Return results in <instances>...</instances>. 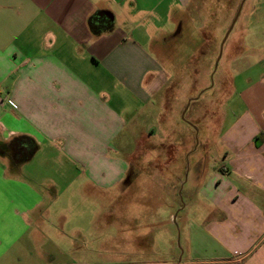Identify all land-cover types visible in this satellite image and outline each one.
<instances>
[{
	"label": "crops",
	"instance_id": "obj_1",
	"mask_svg": "<svg viewBox=\"0 0 264 264\" xmlns=\"http://www.w3.org/2000/svg\"><path fill=\"white\" fill-rule=\"evenodd\" d=\"M144 1L0 0V141L24 134L37 144L13 173L0 155V264H48L44 259L51 258L40 250L43 189L28 180L49 193L54 183L37 178V162L57 161L58 169L72 170V179L98 190L122 183L131 157L119 154L118 136L127 116L137 113L135 104L152 99L162 71L150 45L167 33L166 24L184 18L161 10L162 22L155 24L163 0L141 6ZM189 2L177 4L186 11ZM96 11L109 12L113 27L95 36L88 18ZM255 18L252 27L264 38V15ZM249 25H243L247 41ZM252 50L246 44L244 55ZM246 66L238 85L228 78L241 109L219 128L222 159L205 173L207 158L194 161L204 209L182 217L188 235L178 264H264V54Z\"/></svg>",
	"mask_w": 264,
	"mask_h": 264
},
{
	"label": "rangeland",
	"instance_id": "obj_2",
	"mask_svg": "<svg viewBox=\"0 0 264 264\" xmlns=\"http://www.w3.org/2000/svg\"><path fill=\"white\" fill-rule=\"evenodd\" d=\"M177 2L163 0L156 7L160 18L155 24L162 22L161 10L175 18L184 13L178 32L182 33L170 35L178 28L172 20L165 25L167 33L157 35L150 45L156 48L162 71L152 99L135 104L131 111L137 113L127 116L128 124L118 136L119 154L131 157L122 183L98 190L81 178L72 179V170L58 169L57 161L36 165L37 178H52L53 193L45 191L42 181L28 180L43 189L47 205L40 250L50 251L51 258L44 259L48 264L179 263L188 235L182 217L204 209L196 198L200 163L194 161L207 158L205 173L222 159L219 128L241 109L228 78L238 85L246 65L259 64L264 54L259 49L264 38L252 27L255 17L264 15V0H243L215 68L220 42L241 0H192L186 11ZM249 20L247 41L243 25ZM166 35L170 37L163 42ZM239 35L241 44L233 46ZM246 44L254 50L244 55ZM257 70L258 66L251 73ZM192 147L197 148L190 152Z\"/></svg>",
	"mask_w": 264,
	"mask_h": 264
},
{
	"label": "trees",
	"instance_id": "obj_3",
	"mask_svg": "<svg viewBox=\"0 0 264 264\" xmlns=\"http://www.w3.org/2000/svg\"><path fill=\"white\" fill-rule=\"evenodd\" d=\"M88 25L93 35H100L112 29L113 18L109 17L105 11H96L90 14ZM36 148L37 144L34 139L24 134L13 136L8 141H0V155L9 158L10 170L13 171H16L23 162L27 161L34 154Z\"/></svg>",
	"mask_w": 264,
	"mask_h": 264
},
{
	"label": "water",
	"instance_id": "obj_4",
	"mask_svg": "<svg viewBox=\"0 0 264 264\" xmlns=\"http://www.w3.org/2000/svg\"><path fill=\"white\" fill-rule=\"evenodd\" d=\"M242 2H243V0H241V2H240V4H239V6H238V8H237V10H236V12H235L233 18H232V21H231V23L229 24V27H228L227 31L225 32V34H224V36H223V38H222V40H221V42H220L219 53H218V55H217V57H216V59H215V62H214V68L216 67V65H217V63H218V60H219V58H220L221 50H222V44H223V42L225 41V39H226L228 33H229L230 30L232 29V26H233V24H234V22H235V20H236V18H237V16H238V14H239V11H240V8H241V5H242ZM106 14H107L109 17L112 18V15H111L109 12H106ZM177 30H178V29H177ZM186 108H187V105L183 108V110H182V112H181V117H183Z\"/></svg>",
	"mask_w": 264,
	"mask_h": 264
},
{
	"label": "flooded vegetation",
	"instance_id": "obj_5",
	"mask_svg": "<svg viewBox=\"0 0 264 264\" xmlns=\"http://www.w3.org/2000/svg\"><path fill=\"white\" fill-rule=\"evenodd\" d=\"M181 26H182V21L178 22V28H177L178 30H176L175 33L171 34L173 37H174L175 35H178V36L181 35L182 31L180 32V34L178 33V32H179V29L181 28ZM177 33H178V34H177Z\"/></svg>",
	"mask_w": 264,
	"mask_h": 264
}]
</instances>
